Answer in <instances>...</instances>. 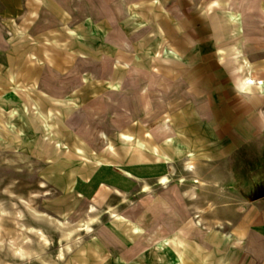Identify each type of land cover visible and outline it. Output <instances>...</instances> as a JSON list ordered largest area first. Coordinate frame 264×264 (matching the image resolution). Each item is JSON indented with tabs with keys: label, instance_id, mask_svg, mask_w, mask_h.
Listing matches in <instances>:
<instances>
[{
	"label": "bare ground",
	"instance_id": "1",
	"mask_svg": "<svg viewBox=\"0 0 264 264\" xmlns=\"http://www.w3.org/2000/svg\"><path fill=\"white\" fill-rule=\"evenodd\" d=\"M258 1L264 13V0ZM142 4L149 6L141 12L143 18L137 23L136 28L140 27L142 33L139 42L133 44L123 38L117 45L103 43L101 48L116 51L111 59L112 74L96 79L88 73L84 77L87 87L77 88L67 95H54L39 87L46 61L54 62L55 52L50 44L25 43L16 45L12 53L0 54V89H3L0 93V151L12 150L20 159H43L45 163L41 173L44 178L38 180L37 189L24 196L10 188L9 192L15 197L10 209L0 204V264H230L233 250L227 248V244L231 236L222 230L225 228L222 221H217L218 230L210 229L213 233L207 234L205 241L192 232L194 225L205 226L203 215L209 209L217 210L214 203L201 209L197 219L193 213L187 219L183 215L185 211L191 212L190 207L198 199L200 190L208 191L209 186L201 174L208 160L201 154L200 141L189 124L187 112L155 107L153 101L144 96L145 88L137 86V113L114 118L115 134L98 129L99 147L76 130L75 113L85 110L86 106L97 108L96 112L101 110L88 102L113 99L114 95L132 89L125 88L124 82L126 73L135 66L153 68L157 58L161 71L168 62L184 61V51L168 42L157 24L161 0L137 2L138 6ZM249 8L237 10L232 0H213L209 5L216 17L220 16L218 11H225L218 20L220 29L231 31L239 38L221 47L223 56L232 54L243 58L252 71L259 72L264 70V61L261 65L252 63L240 39L245 32V13ZM79 30L69 28L64 39L56 37V47L63 50L68 63L80 56L100 55L87 40L101 38L94 18L81 23ZM141 80L133 76L130 81L138 85ZM248 82L264 85V80H257V76H252ZM245 88L252 90L253 87ZM137 162H164L170 165L171 172L157 179H139L134 192L106 187L92 201L76 191L79 178L89 180L103 164ZM16 167L22 165L17 163ZM124 172L134 177L131 172ZM2 177L1 173L0 179ZM16 180L10 183L16 184ZM51 181L61 186L63 197L71 199L57 209H52L50 203L49 207L38 205L42 197L54 201ZM174 182L178 186L173 191ZM159 187L173 192L174 216L167 218L171 233L165 236L159 234L160 223L150 228L145 225L141 220L143 213H138L134 205L135 192L157 196ZM161 201L157 207L163 212L162 204L168 206L166 201ZM8 212L12 218L5 216ZM28 220L33 223L28 225ZM186 220L188 228L183 230ZM235 232L243 236L238 230ZM107 241L120 245L118 249H132L143 242L147 245L129 259L119 250L111 249Z\"/></svg>",
	"mask_w": 264,
	"mask_h": 264
},
{
	"label": "rangeland",
	"instance_id": "2",
	"mask_svg": "<svg viewBox=\"0 0 264 264\" xmlns=\"http://www.w3.org/2000/svg\"><path fill=\"white\" fill-rule=\"evenodd\" d=\"M146 0H0V54L12 53L16 45L29 43L50 44L54 50V62L46 61V67L43 68L40 78L39 87L51 94L67 95L76 91L77 88H85L88 83L84 78L88 73L93 78H107L112 74L111 59L116 56V51L111 49H103L101 45L106 43L111 46L117 45L118 41L123 38L128 39L133 44H137L141 39L140 27H137L138 20L143 18L141 12L146 11L149 4L138 6L137 2H145ZM258 0H237L234 2V8L244 9L245 5L250 6L256 4ZM162 5V0H161ZM250 9V8H249ZM90 18L99 24V34L101 38L87 39L91 42V46L96 47L99 56H91L89 58L78 57L77 60L68 63L61 48L56 47L57 39L65 38L69 28L79 30V25ZM248 21V22H247ZM252 26L248 29L257 34L254 37L255 47L260 51H264V13L248 12L245 24ZM156 38L153 37V41ZM156 41V40H155ZM89 42V43H90ZM65 49V47H63ZM134 52V49L127 48ZM58 53H61L59 55ZM153 62V68H142L135 66V69L126 73L124 82L125 88H132L124 91L120 95H114L113 99H104L102 102L96 103L92 100L88 102L90 105L100 107L97 112L88 106L85 110H81L73 115L75 118L76 130L87 135L93 140L96 147H99L98 129H106L108 132L115 134L116 126L113 123L114 118H124L129 114L137 113L136 105V89L137 86L145 88L144 96L151 99L156 105L155 107L174 108L175 111L182 110L187 112L189 124L192 126L194 133L196 132V117L192 109V102L187 96L185 85L188 74L185 72L184 61L174 60L166 63V67L159 70L160 62ZM141 77L142 80L138 85H134L130 80L132 77ZM1 88V87H0ZM3 89H0V93ZM102 99V98H101ZM127 108H132L126 111ZM172 110V109H171ZM62 124V123H61ZM35 159V156H34ZM17 163L22 165L17 168ZM145 165H165L161 162H137L133 164H103L89 179L79 178L76 185V191L82 198L92 201L99 192L106 187H118L127 192H134L139 186V179L151 178L154 176H139L140 178H131L124 171L132 173L133 168ZM207 167H203L204 169ZM45 169L43 159L39 161H31L30 159H20L19 155L12 150L0 151V204L10 209L12 199L15 197L9 192L10 188L15 189L19 194L29 196L30 192L37 189L40 185L39 179H43L41 174ZM171 172V171H170ZM169 172V173H170ZM17 178L16 184L10 182ZM156 177L155 179H157ZM49 186L53 192L54 201L52 199L41 198L40 207L47 206L50 203L52 209H57L61 204L69 203V197H63L61 186L54 182H49ZM178 185L176 182L172 184V190ZM159 194L142 195L135 192V207L141 216L142 222L149 228L156 224L160 228V235H168L171 233L169 221L167 218L174 216V204L171 200V193L163 187H159ZM207 191L201 190V196H206ZM59 198L58 200H55ZM81 199V197H79ZM74 200V199H73ZM161 200L167 202L168 208L162 204L164 208L161 212L157 205H161ZM53 203V204H51ZM190 202H187V205ZM62 206V207H63ZM191 206V205H190ZM193 210V205L190 207ZM141 210V211H140ZM191 212L185 211L184 217L190 215ZM54 211V210H53ZM28 212H26V215ZM7 218H12L11 212L5 214ZM156 222V223H155ZM11 223V222H10ZM28 220V225L32 224ZM189 221L186 220L182 225V229L188 228ZM158 235L155 236V238ZM203 240V239H202ZM111 249L122 252L129 259L145 246V242L138 243L135 248H122L117 243L108 242Z\"/></svg>",
	"mask_w": 264,
	"mask_h": 264
},
{
	"label": "crops",
	"instance_id": "3",
	"mask_svg": "<svg viewBox=\"0 0 264 264\" xmlns=\"http://www.w3.org/2000/svg\"><path fill=\"white\" fill-rule=\"evenodd\" d=\"M212 1L162 0L157 18L167 41L184 51L185 89L196 117L195 135L208 160L201 169L209 185L207 195L201 196L200 190L192 213L197 219L198 212L210 203L217 207L203 215L208 229L194 225L192 232L205 241L207 234L220 228V220L222 230L231 236L227 244L233 250L230 264H264V85L248 82L252 76L264 80V70L252 71L243 58L223 56L221 47L239 38L220 29L218 20L225 11L214 16L209 10ZM246 7L250 9L245 15L263 12L259 1ZM249 25L245 24L240 39L249 60L261 65L264 51L255 47L257 34L249 32ZM170 171L169 164L145 165L133 168L132 174L155 179Z\"/></svg>",
	"mask_w": 264,
	"mask_h": 264
}]
</instances>
